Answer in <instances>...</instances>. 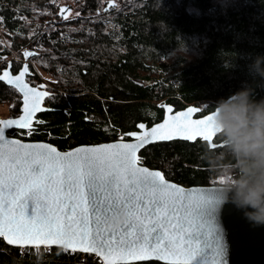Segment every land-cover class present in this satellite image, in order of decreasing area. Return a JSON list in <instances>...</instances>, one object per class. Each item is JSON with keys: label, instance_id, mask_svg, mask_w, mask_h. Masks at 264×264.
<instances>
[{"label": "trees", "instance_id": "1", "mask_svg": "<svg viewBox=\"0 0 264 264\" xmlns=\"http://www.w3.org/2000/svg\"><path fill=\"white\" fill-rule=\"evenodd\" d=\"M108 1L0 0V71L6 53L14 56L29 46L56 80L53 109L43 114L46 126L11 135L47 139L51 130L53 144L66 150L69 136L114 138L139 120L152 121L161 100L177 107L196 104L203 112L245 88L254 100H264V75L257 68L264 58V0H113L103 11ZM64 2L75 14L58 20ZM83 67L91 72L87 85L79 86ZM140 78L150 84H138ZM11 98H18L11 108L15 115L20 93L0 81V102ZM214 142L223 137L217 133ZM140 157L185 186L219 184L221 166L232 162L225 145L211 148L201 138L155 142ZM49 248L21 250L0 238V264H104L93 254Z\"/></svg>", "mask_w": 264, "mask_h": 264}, {"label": "snow or ice", "instance_id": "2", "mask_svg": "<svg viewBox=\"0 0 264 264\" xmlns=\"http://www.w3.org/2000/svg\"><path fill=\"white\" fill-rule=\"evenodd\" d=\"M70 11L63 9L62 18L69 19L64 12ZM28 73L24 64L18 75L8 70L0 74V81L23 93L25 104L19 119L0 120V238L21 250L43 245L49 251L56 245L95 254L104 264L153 257L170 264H226L220 188L185 190L170 183L163 172L142 167L137 155L155 140H192L199 134L208 141L217 134L211 125L213 112L192 120L191 114L201 110L188 108L150 129L140 123L142 133L124 134L135 138L131 143L63 153L51 145H24L9 139L6 130L34 131L35 113L41 110L42 98L49 96L48 91L29 87L24 79ZM125 212L127 222L110 228V222Z\"/></svg>", "mask_w": 264, "mask_h": 264}, {"label": "clouds", "instance_id": "3", "mask_svg": "<svg viewBox=\"0 0 264 264\" xmlns=\"http://www.w3.org/2000/svg\"><path fill=\"white\" fill-rule=\"evenodd\" d=\"M264 58L257 68L264 75ZM251 88L242 89L222 99L213 110L211 125L223 137L231 161L222 165L218 182L224 204L242 211L253 227L264 226V100L252 98ZM128 213L110 222L119 227L127 222Z\"/></svg>", "mask_w": 264, "mask_h": 264}, {"label": "water", "instance_id": "4", "mask_svg": "<svg viewBox=\"0 0 264 264\" xmlns=\"http://www.w3.org/2000/svg\"><path fill=\"white\" fill-rule=\"evenodd\" d=\"M112 5H114V1L113 0H109L108 3L103 8V11L108 10ZM63 9L72 10L73 6L70 3L60 5L59 10H58V15L61 18H62L61 11ZM98 13H100V10H98ZM64 14L69 16L71 14V11H70V13L69 12H64ZM28 58L29 57H27L25 59H28ZM9 64H11V62H9ZM24 64H28V66H29V63L27 61ZM24 64H23V66H24ZM23 66L20 68L19 71H21L23 69ZM5 70L10 71V73L12 75H18L19 74V72L14 74L11 71V68L9 69L8 66L6 68H4L0 72V74H3V72ZM24 79H25V82L28 83L29 87H34L38 91H48L45 87H39V86L32 85L27 80V74L25 75ZM2 82L7 84L5 81H2ZM8 86H10V85H8ZM20 94H21V105H20V113H19V115L0 118V120H3V119H19L20 116L25 114V111H24L25 104H24L23 93H20ZM49 94H50V92H49ZM45 98L46 97H43L41 102H40L41 110L37 111L35 113V116L33 118V123L36 120V115L38 113L53 109L51 107H48V106L44 105ZM164 105L170 106L172 111L169 112L167 110V108L164 107L165 114H164L163 119L158 121V122H156V123H154V124H152L151 126L147 127L148 129H150L151 127H154V126H156L158 124L164 123V121L166 119L170 121L171 117L174 116L176 113L186 112L188 108H199L201 110V107L196 105V104H188L187 106H185V107H183L181 109H178V110H174V107L172 105H170V104H164ZM199 112L192 113L190 118L192 120L204 119L205 116L211 115L213 111L208 112V113H206L204 115H201V116H196ZM143 124H145L147 126L146 123H143ZM33 128H34V125H33ZM12 129H19V128L13 127V128H10V129L6 130V135H7V137L9 139L19 140L21 142V144H24V145H45V144L46 145H51L52 147L56 148L57 151L62 152V153L63 152L74 151L75 149L82 148V147H94V146H99V145L113 144V143H117V142H129V143L136 142L135 138L131 137L130 140H121L120 139V140H114V141L99 143V144H82V145H78V146H75V147L70 148V149L62 150L57 145H55V144H53L51 142H48V141H44V140H26V139H22V138H20L18 136H13V135L9 134V131L12 130ZM23 130H28V129H23ZM143 131L144 130L139 129V130H137L135 132L142 133ZM205 134H207V133H205ZM216 135L217 134L212 135L210 137V139L207 141L211 148H215V147L224 145V142H220V143H215L214 142V138H215ZM198 138H201L203 140L202 136L197 134V135L194 136V138L192 140H189V141H195ZM176 139H181V138H173V139H170V140H155L153 142L147 143L142 148L139 149V151L137 152V155L140 156L141 151L145 147H147L148 145H150L152 143L162 142V141H172V140H176ZM181 140H187V139H181ZM213 145H215V147H213ZM141 166L142 167H146V168H148L149 170H152V171H161V172H163L162 170H160L158 168H151V167H149L147 165H144V164H141ZM165 178L170 183L175 184L178 187L183 188L185 190L204 189V190L211 191L213 189L220 188L219 184L185 186V185L180 184V183H178L176 181L168 179L166 176H165ZM226 208H228L230 210L227 214L224 211V209H226ZM31 214H32V207L30 205V207H29V215L31 216ZM219 221H220V227L223 230V242H224V247H225V257H224V259L226 261V264H264V226L253 227L244 218L242 211L236 209L235 206L232 205V204H223L221 206V211H220V214H219ZM11 246H13V245H11ZM52 246L59 247V246H56V245H51L49 247H52ZM16 247H18V246H16ZM25 247H30V246H25ZM40 247H44V246L41 245ZM76 252H82V251H76ZM93 255H95V254H93ZM99 258L102 260L101 257H99ZM152 260H157V261H161V262L170 264V261H168V260H159V259H156L155 257H153L152 259H149V260L128 261L127 263L152 261ZM117 264H123V262H119L118 261Z\"/></svg>", "mask_w": 264, "mask_h": 264}, {"label": "flooded vegetation", "instance_id": "5", "mask_svg": "<svg viewBox=\"0 0 264 264\" xmlns=\"http://www.w3.org/2000/svg\"><path fill=\"white\" fill-rule=\"evenodd\" d=\"M61 4H66V3H61ZM60 4V5H61ZM59 5V7H60ZM59 10V8H58ZM74 11V7L73 9L71 10V14L69 15V19H71L73 17L72 15V12ZM58 20H65L63 18H61L59 16ZM26 51H31L34 53L33 56H30L28 59H25V56L23 55V53ZM5 58V62H4V66L1 67V71L6 68L9 64V62H11V71L16 74L19 72L20 68L23 66V64L27 61L29 63V73L27 74V80L32 84V85H35V86H41V84L50 92L49 96H47L45 98V101H44V105L45 106H48V107H51L53 108V106L50 104V99L52 97L55 96V85L53 84V81H56L55 80V74L53 72H49L47 70H45L43 67H41L37 62L40 58H42L40 56V53L37 49L35 48H31L29 46H25L21 49V51H17L15 53L14 56H10L8 55L7 53L5 54L4 56ZM12 59V60H11ZM83 72L86 73L85 77L83 78H78L76 79L75 83L79 86H81V84L83 85H87L88 83V73H90L91 71H89V68H85L83 67L82 68ZM0 71V72H1ZM136 82L138 84H142V85H148L150 84V81L144 79V78H140L139 80H136ZM15 102H17L18 98L17 99H14ZM20 102H21V94H20ZM164 104H170L174 107V110H178V109H181L183 107H177L171 103H169L167 100H161L158 102V107H159V110H158V113L155 115V118L153 117V120L150 121L149 119H145V120H139L136 122V125L130 129H127V130H117L112 136H114V138L112 137H109L107 139H100L101 137L97 136V137H86V138H70L69 136V143L67 145V149H70V148H73L75 146H78V145H82V144H99V143H104V142H109V141H114V140H130L131 137H128L124 134L126 133H129V132H135L137 130H139V128L137 127V125L139 123H146L147 124V127L151 126L152 124L160 121L163 119L164 117V114H165V109L164 107H161L162 105ZM21 105V104H20ZM185 107V106H184ZM201 107V106H200ZM202 107H201V111L196 115V116H201V115H204L208 112H211V111H207V112H203L202 111ZM50 111V110H48ZM47 111H43V112H40L36 115V120L34 121L33 125H34V131H40V127L42 126H46V121L44 119V113H46ZM20 113V111H19ZM19 113L15 114V115H10V116H17L19 115ZM84 118L88 119V117L85 115ZM70 123H73L72 120L69 121ZM68 123V125L70 124ZM42 130V129H41ZM69 130V133L71 132V129L69 128V126H67V131ZM23 129H12L9 131V134H15V133H19L20 135L23 134ZM49 135L47 137V139H38V140H44V141H48V142H51L53 143V139H54V135H53V132L50 130L49 132ZM123 137V139H122Z\"/></svg>", "mask_w": 264, "mask_h": 264}, {"label": "rangeland", "instance_id": "6", "mask_svg": "<svg viewBox=\"0 0 264 264\" xmlns=\"http://www.w3.org/2000/svg\"><path fill=\"white\" fill-rule=\"evenodd\" d=\"M64 3L68 4L69 2H64ZM61 5H63V4H61ZM74 14H75V9L72 12V15H74ZM14 102H15V100L13 98H11L10 100L5 101V102H0V118L10 117V115H12L11 108L13 107ZM15 105H16V102H15Z\"/></svg>", "mask_w": 264, "mask_h": 264}, {"label": "built area", "instance_id": "7", "mask_svg": "<svg viewBox=\"0 0 264 264\" xmlns=\"http://www.w3.org/2000/svg\"><path fill=\"white\" fill-rule=\"evenodd\" d=\"M26 131H27V133H26L27 135H29V134L32 132V131H30V130H26Z\"/></svg>", "mask_w": 264, "mask_h": 264}, {"label": "bare ground", "instance_id": "8", "mask_svg": "<svg viewBox=\"0 0 264 264\" xmlns=\"http://www.w3.org/2000/svg\"><path fill=\"white\" fill-rule=\"evenodd\" d=\"M12 60V59H11ZM114 98V97H113ZM218 104V103H217ZM217 136V135H216ZM217 139V138H216Z\"/></svg>", "mask_w": 264, "mask_h": 264}]
</instances>
